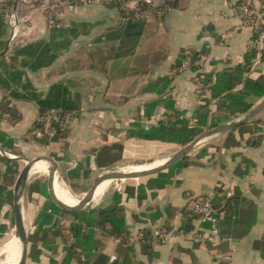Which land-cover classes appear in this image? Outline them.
<instances>
[{"label":"crops","instance_id":"obj_1","mask_svg":"<svg viewBox=\"0 0 264 264\" xmlns=\"http://www.w3.org/2000/svg\"><path fill=\"white\" fill-rule=\"evenodd\" d=\"M167 1L173 10L162 21L149 22L127 21L111 6L80 7L65 13L62 33L49 28L35 0L10 1L0 20V54L7 50L0 57V147L15 158H52L54 188L60 187L63 198L65 191L79 204L103 174L161 166L187 146L183 141L191 130L207 132L239 120L264 100L244 93L250 83L264 89V47L259 51L254 45L264 38V0H256L260 18L253 28L241 26L238 0ZM11 13L18 19L16 39L6 17ZM36 41L51 42L58 57L33 71L24 64L29 59L15 53ZM186 49L209 58L201 97L193 74L179 70ZM254 52L252 65L239 74ZM15 73L21 74L19 83L11 79ZM27 82L42 97L63 82L79 98L80 111L65 138L44 143V137L54 136L46 126L35 127L38 105L12 95L24 94ZM246 104L254 105L249 112L232 113ZM24 165L0 153V225L13 210ZM37 167L43 170L32 171L22 200L25 264H264V110L246 125L205 139L163 171L104 182L106 192L97 198L99 189L80 211L89 224L78 233L66 228L80 218L53 208L46 165ZM204 196L214 198L221 232L231 244L156 242L160 230L188 236L205 230L187 211L192 200ZM112 208L123 212L124 238L97 226L95 213Z\"/></svg>","mask_w":264,"mask_h":264},{"label":"built area","instance_id":"obj_2","mask_svg":"<svg viewBox=\"0 0 264 264\" xmlns=\"http://www.w3.org/2000/svg\"><path fill=\"white\" fill-rule=\"evenodd\" d=\"M11 0H0V13L7 12V5ZM39 9L44 12L50 29H61L64 27L63 16L66 12H73L80 7L88 8L93 6H117L116 8L122 13L127 21L132 22H149L156 18L162 21L163 18L173 10V6L167 0H39ZM240 24L245 28H253L260 13L256 7V0H238L236 6ZM6 17L8 19L12 38L18 36V19L15 13H11ZM256 48L260 51L264 47V38L256 39L254 42ZM209 62V58L205 53H196L191 49H186L182 53L180 59L179 70L181 72H191L193 74L196 93L203 96L206 90L204 70ZM60 110H52L44 116L39 117L38 122L45 124L48 134L55 136L57 130L54 123L60 122V131L68 132L76 113L68 112L62 115ZM51 125L50 128L48 126ZM187 211L196 216L200 222L206 226L205 230L196 232L191 236L183 232L170 233L167 230L157 231L156 242L167 243L172 239H190L196 244L232 243L231 238L224 236L220 229V218L217 214L214 198L212 196H204L195 198L190 202ZM60 226H66L67 221L63 218L59 219ZM151 243V241H150ZM84 260V257L81 256Z\"/></svg>","mask_w":264,"mask_h":264},{"label":"trees","instance_id":"obj_3","mask_svg":"<svg viewBox=\"0 0 264 264\" xmlns=\"http://www.w3.org/2000/svg\"><path fill=\"white\" fill-rule=\"evenodd\" d=\"M35 3L36 5L40 4L39 0H35ZM10 6H11V3L7 5V7H10ZM111 7L116 8L117 6H111ZM4 16H5V12H1L0 20H2ZM53 30L60 31V33L63 32V28L53 29ZM52 51H54V47L52 46L51 42L49 43L46 41H36L30 44H26L25 46L21 48H18L16 50L15 55L27 57L29 59V62L24 63L25 66L29 67L33 71H36V70L41 69L42 67H47V66H50L52 63H54V61L57 59L58 56L57 54L52 53ZM255 56H256V52H254L253 55L247 58L246 65L243 67H239L237 69V72L242 75L243 71L252 65L251 61L252 59L255 58ZM262 59H264V53L262 55ZM11 79L13 82L19 83L21 79V74L15 73L14 76L12 75ZM4 86L9 88L8 84L6 83L4 84ZM232 87L230 86L228 89H232ZM22 89L24 91V94H19L17 91H14L12 95L16 98H22V99L26 98V99L36 102V104L39 107L40 117L44 116L49 111L60 110L61 114L59 116H61L60 118L61 120L62 115L65 113L74 112L77 114L80 111L81 106H80L79 98L77 96H73L69 86H67L63 82L53 85L45 97H42L40 94H38L29 82L23 85ZM245 89H246L244 90L245 94H250V95L255 94L257 95V97L264 96V89L258 86V84L251 85L250 83V85L248 84ZM233 101L237 102L236 99H233ZM253 106H254L253 104H246L245 107L240 111L232 109V113L234 114L238 113L242 115V114L249 112ZM207 108L208 106L206 105L202 109L206 110ZM45 126H46L45 124H42L40 122L35 124L36 128L37 127L43 128ZM52 126H54L58 132L52 139H50L48 136L44 137L43 138L44 143H49L50 141L56 142V141H59L60 139L65 138L68 135V132L60 131V122L54 123ZM50 127L51 125L48 126V128ZM203 132H204L203 129L197 130V132H195V130H191L189 137L185 138V140L183 141V145H188L190 142L193 141V139L196 136L202 134ZM176 140L181 141L182 139L177 137ZM3 160L10 165L15 164L6 158H4ZM1 177L2 176L0 173V179ZM0 205H1V202H0ZM53 208L57 211H60L54 205H53ZM64 214H70L74 218H78V219L80 218L79 219L80 224H75L73 222H70V224L67 226L66 229L69 230L70 232L78 233L82 230V228H84V226L89 224V221L85 217L86 215L83 212H64ZM95 216L98 218L97 226L101 230H103L104 232H106L107 234L111 236L124 238L125 220H124L123 212L120 208L100 210L95 213ZM6 219H7V223L0 225V240H2V238L4 237L0 243V247L4 244V242L8 238H10V235L7 234V232H8L10 225L14 222L13 210L7 215Z\"/></svg>","mask_w":264,"mask_h":264},{"label":"water","instance_id":"obj_4","mask_svg":"<svg viewBox=\"0 0 264 264\" xmlns=\"http://www.w3.org/2000/svg\"><path fill=\"white\" fill-rule=\"evenodd\" d=\"M7 50L2 52L0 54V57L3 56L6 53ZM264 110V100L256 106L252 111H250L248 114H246L243 118L227 123L225 125L219 126L213 130H209L207 132H204L203 134L199 135L197 138H195L190 144H188L185 148H183L180 152H178L175 156L164 162L161 166L153 167L149 169H145L142 171H114L109 172L106 174H103L100 176L95 184L92 186V188L85 194L83 199L77 204L76 206H69L65 203H63L59 198L54 188V181H55V175H56V163L55 161L48 157V156H38L32 160L25 159V158H15V156H12L5 151L2 150L0 147V153L3 154L5 157L9 159H13L18 162H23L25 165L22 168L16 185L14 189V199H13V213H14V232H15V238L18 240L19 243V251H20V259L18 264H25L27 259V231L26 226L22 214V200L25 188L27 186V183L30 179V175L34 169V166L38 162H43L46 165L47 170V191L50 200L53 202V204L60 210L65 212H80L83 211L90 203L92 198L94 197L97 189L99 186H101L104 182H114V181H126L130 179H140L155 173H158L160 171L165 170L169 166L175 164L176 162L183 160L184 158L189 155L192 150L202 141L205 139L219 134V133H225L228 132L234 128H237L242 125H246L250 123L260 112ZM8 244V243H7ZM6 246V244H5Z\"/></svg>","mask_w":264,"mask_h":264},{"label":"bare ground","instance_id":"obj_5","mask_svg":"<svg viewBox=\"0 0 264 264\" xmlns=\"http://www.w3.org/2000/svg\"><path fill=\"white\" fill-rule=\"evenodd\" d=\"M157 165L159 164H154L153 167H156ZM36 166H44V163L43 162H38L34 168ZM152 167V168H153ZM143 169H145V167H136V168H131V169H127V170H124L126 172H131V171H142ZM43 170V167H37L35 169H33V172L35 173H38V172H41ZM106 184H109L111 182H105ZM103 183L101 186L98 187L97 191L99 190L98 192V197H101L105 192L106 190V187L104 186ZM103 186V187H102ZM102 187V188H100ZM63 190V189H62ZM64 191V190H63ZM97 191L95 193V197L97 195ZM56 193L58 195V198L65 204L69 205V206H76L78 204V201H76L74 198H71L65 191H64V195L66 196V198H63L60 194V187L57 185L56 187ZM12 235V234H11ZM8 243V244H7ZM6 243V246L4 245L0 250V264H18L19 263V259H20V251H19V243H18V240H16L15 238V234L11 237V240H9L8 242ZM2 258V260H1Z\"/></svg>","mask_w":264,"mask_h":264},{"label":"rangeland","instance_id":"obj_6","mask_svg":"<svg viewBox=\"0 0 264 264\" xmlns=\"http://www.w3.org/2000/svg\"><path fill=\"white\" fill-rule=\"evenodd\" d=\"M114 182H118V181H114ZM13 229H14V222L10 225V227H9V229H8V232H7V234H9V235L12 234V235L10 236V238H8V239L4 242L5 244H6V243L9 241V239H11V237L15 234V232H14ZM7 234H6V235H7ZM4 236H5V235H4ZM1 241H2V240H1ZM1 241H0V243H1ZM3 245H4V244H3ZM2 247H3V246H2ZM2 247H1V248H2ZM1 248H0V249H1ZM1 260H2V258H1Z\"/></svg>","mask_w":264,"mask_h":264}]
</instances>
